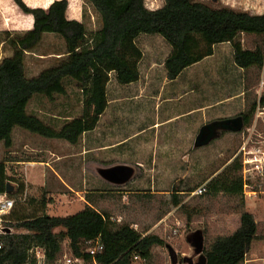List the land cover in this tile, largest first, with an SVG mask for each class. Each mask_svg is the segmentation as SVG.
<instances>
[{"label":"trees","instance_id":"1","mask_svg":"<svg viewBox=\"0 0 264 264\" xmlns=\"http://www.w3.org/2000/svg\"><path fill=\"white\" fill-rule=\"evenodd\" d=\"M13 1L24 14L33 17V25L28 29H5L1 39L11 54L0 60V142L7 152L0 160V195L16 202L9 213L1 216V229L11 230L0 229V264H39L36 248L44 250L46 264H57L66 239L74 254L87 262L93 255L87 251L86 241L95 239L103 244L95 255L99 264H134L135 256L151 259L154 247L165 244V240L156 233H143L130 222H119L109 209L99 207L102 200L122 196L124 185L100 181L99 188L86 192L84 208L66 216L48 212L52 198L47 199L46 192L42 197L28 193L22 199L27 189L25 181L8 172V163L18 160L9 151L13 129L20 126L44 137L73 143L95 130L109 106L112 75L121 84L137 82L141 77L144 52L138 38L143 33L159 34L172 46L164 63L170 79L214 54L218 44L231 43L236 63L245 70L246 90L250 89V70L264 69V13L214 7L201 0H164L156 9L149 8L146 0H87L101 22L99 28L91 30L84 21L70 16V0H53L48 7L32 6L26 0ZM48 34L63 37L64 45L43 51L41 54L53 56L50 64L29 76L27 53L36 51ZM244 35L252 37V46L244 44ZM67 77L82 90L83 109L79 116L55 127L28 112V104L37 93L50 100L67 94ZM260 97L238 114L243 115L246 127L253 123L258 106H264V93ZM8 182L14 190L6 194ZM219 192L235 201L240 209V224L232 233L218 235L208 242L201 254L206 264H244L259 225L254 213L245 208L239 157L211 178L202 194ZM181 194L173 193L174 206H184ZM133 196L138 201L152 198L141 191Z\"/></svg>","mask_w":264,"mask_h":264},{"label":"rangeland","instance_id":"2","mask_svg":"<svg viewBox=\"0 0 264 264\" xmlns=\"http://www.w3.org/2000/svg\"><path fill=\"white\" fill-rule=\"evenodd\" d=\"M26 1L32 6L48 7L53 0ZM70 1L71 17L77 15L91 30L99 28L100 16L89 1ZM201 1L214 7L231 6L255 14L264 13V0ZM146 4L149 8L156 9L164 4V0H146ZM32 25L33 17L24 14L13 0H0V60L11 54V50L5 49L1 42L3 30L28 29ZM138 39L141 48L147 52L142 64L144 76V70L147 71L146 60L152 56L163 59L168 52V46L171 49L172 46L159 34L143 33ZM243 42L247 46L253 45L252 37L248 35L243 36ZM62 45L64 40L60 35H46L36 51L27 53L28 75L33 76L50 64L53 56L41 54L43 51H52ZM218 45L222 47L221 51H226V44ZM215 59H219L218 56L210 61ZM161 63L162 60L154 68L157 75L155 82L142 76L135 84H121L112 75L108 85L109 106L97 128L84 133L77 142L65 141L56 145L58 152L65 153L62 160H57V156L47 153L49 163L56 168H62L71 187L57 182L58 179L52 171L47 173L46 185L43 187L41 174L35 171L34 181L39 184H28L27 189L31 196L42 197L46 192L47 199L52 198L48 206L50 214L71 215L84 208L83 199H86L88 190L99 188L101 182H108L100 176L99 167L130 164L136 172L133 179L122 186V196L102 200L99 207L109 209L119 222H130L143 233H156L165 240V244L154 247L151 259L140 257L135 259L134 264H202L203 247L216 236L232 233L238 228L240 209L224 192L211 195L194 194L193 191L223 172L238 157L237 153L244 137L252 133L254 140H264V108L262 105L260 110L257 108L253 123L248 127L244 124L242 131L224 133L222 130L209 144L196 147L195 138L204 124L201 114L182 115L170 123L161 121L169 104L166 101L167 89H161L162 75L156 72H165V66L163 68ZM250 73L252 80L250 89L246 91V106H250L257 97L259 100L264 93V69H253ZM184 76L185 74L179 80ZM257 80H260L258 84ZM65 84L68 93L57 96L55 100H50L40 93L35 94L30 101L28 112L39 114V117L55 127H61L66 121L79 116L83 109L82 90L70 77L65 79ZM201 85L190 86L189 83L181 82L174 99L180 106L191 103L192 100L201 101L206 93ZM241 102L242 99L236 97L228 103L229 116H236L246 108H240ZM223 105L226 108V102ZM214 110L219 111L217 108ZM214 110L207 111V118L213 116ZM219 116L215 118H221ZM154 123H158V126H151ZM195 126L199 128L194 129ZM13 131L16 144L13 150H9L12 155L18 158L27 156L26 158L39 159L43 152L35 144L34 136L40 134L20 126H15ZM26 138L34 147L24 153L18 148L21 140ZM6 153L4 143L0 142L1 160ZM23 167V164H9L8 172L25 180ZM174 188L183 190L176 191ZM248 189L251 193L244 192L245 208L254 213L259 231L244 264H264V178L254 180ZM137 191L149 193L152 198L135 200L133 193ZM174 192L182 193L184 206L172 204ZM80 196H83L82 199ZM3 214L6 213L0 212V221ZM68 244L69 239H66L63 247ZM171 249L176 252L177 263L173 262Z\"/></svg>","mask_w":264,"mask_h":264},{"label":"crops","instance_id":"3","mask_svg":"<svg viewBox=\"0 0 264 264\" xmlns=\"http://www.w3.org/2000/svg\"><path fill=\"white\" fill-rule=\"evenodd\" d=\"M147 5V4H146ZM73 18L79 19L77 15H73ZM221 44H226V51H221V46L217 45L216 50L214 54L205 57L199 62H196L192 64L191 66L187 67L180 76H178L176 79H170L167 76V71L164 68V63L166 57L169 55L171 48L168 46L165 57L161 59L162 57H156L152 56V58H148L146 60V67L147 71L144 70V76H143V60H145L147 52L142 48L144 52V57L140 65L141 69V77L138 81L141 80L142 76L144 78H150L152 79V82H155L156 76L155 75V66L158 65V63L162 60L161 65L164 68V73H160L159 71H156L157 74H161L163 80L160 82L161 89L166 90L167 89V97L166 101L169 103L166 110H165V116L161 120L163 123H170L174 120H176L178 117L182 115H189V114H201L202 119L204 121V124L218 120L223 119L226 117H231L228 103L236 97H240L243 102L239 103V106L244 108L245 102H246V78H245V70L241 68L235 61L234 58V50L229 42H224ZM218 46H220V51ZM218 48V49H217ZM219 59H215L213 61H210L211 58L217 57ZM253 70V69H252ZM185 74L184 78L179 80V78ZM158 75V76H159ZM181 82L189 83L190 86H198V84H202L201 88L203 90H206L205 95L203 96V99L201 101L195 102L194 100L191 101V103L187 102L184 103V105L180 106V103L176 101L174 98L176 96V93L180 87ZM135 84V82H133ZM131 83V84H133ZM223 91V92H221ZM204 100V101H203ZM31 101V100H30ZM163 101V100H162ZM226 102V108L223 105V103ZM30 104V102H29ZM28 104V109H29ZM228 107V110H227ZM219 109L218 112H216L214 109ZM209 109H213L214 112L212 113L213 116L211 118H207V111ZM224 109V110H223ZM226 110V111H225ZM199 111L200 113H196ZM220 112V113H219ZM219 113L218 115H216ZM39 115V114H38ZM223 115V116H219ZM40 116V115H39ZM221 117V118H215V117ZM195 120V119H194ZM193 120V122H194ZM195 123V122H194ZM197 123V122H196ZM162 124V123H160ZM203 124V125H204ZM151 126H158V123H154ZM202 127V125H201ZM200 127V128H201ZM199 126H195L194 129H198ZM200 131V129H199ZM223 132V131H222ZM199 133V132H198ZM34 136V135H32ZM12 138H13V145L10 149H14V145L16 144L15 140V133L12 132ZM34 139L36 140V143L38 147L41 148V151L43 152L41 154V157L39 159H33V158H26L27 156H24L22 158L16 157L18 160L9 162V164H23L25 168V183L26 186L29 189L28 184H39L34 181L35 178V171H39V174H41L42 184L41 186L46 185V179H47V173L49 171H52L53 174L56 175V178L58 179L57 182H62L63 184H67L71 187V184L69 182L68 176L63 173L61 170L62 168H56L53 165L49 163L47 160V153L49 152V155H55L57 156V160H62L65 156V153L58 152L56 150L55 146L61 144L62 142L68 141L66 139L62 138H53V137H44V136H34ZM70 142V141H68ZM73 143V142H70ZM20 147L18 150L24 152L28 150H32L34 147V144L31 143V141L26 139L21 140V143L19 145ZM11 152V151H10ZM46 152V153H45ZM25 153V152H24ZM12 154V153H11ZM1 160V159H0ZM11 174V173H9ZM45 180V181H44ZM13 184L17 185L16 182H13ZM27 189V191H28ZM0 197H3L0 195ZM81 199L83 196H80ZM86 199H83L84 204L87 203L85 201Z\"/></svg>","mask_w":264,"mask_h":264},{"label":"built area","instance_id":"4","mask_svg":"<svg viewBox=\"0 0 264 264\" xmlns=\"http://www.w3.org/2000/svg\"><path fill=\"white\" fill-rule=\"evenodd\" d=\"M260 105L258 106L260 110ZM264 108V106H263ZM237 156L241 162V175L244 182V192H248V187H250L254 180L259 178H264V140H254L252 138V133L248 137H244ZM206 188V184L198 187L194 190V194H201ZM255 190V189H254ZM28 191L24 192L22 199L27 197ZM128 201L127 198H125ZM15 199L10 197H0V212L8 213L15 205ZM87 251L93 255V259L90 261H85L81 257H77L70 245H65L63 248L62 257L59 259L57 264H99L95 258V255L103 249V244L99 239L86 241ZM35 253L39 264H46V256L44 250L41 248H36ZM140 258L135 256V259Z\"/></svg>","mask_w":264,"mask_h":264},{"label":"water","instance_id":"5","mask_svg":"<svg viewBox=\"0 0 264 264\" xmlns=\"http://www.w3.org/2000/svg\"><path fill=\"white\" fill-rule=\"evenodd\" d=\"M244 128V117L243 115H236L231 117H226L223 119L214 120L208 122L200 128L199 133L195 138V146L200 147L209 144L214 138L221 134L222 130L239 132ZM100 176L110 183L117 185H124L130 182L135 175V168L130 164H115L111 166H101L98 168ZM14 186L11 182L7 183L6 194L12 192ZM1 229V225H0ZM1 230L10 231L11 228L4 227ZM171 256L174 263H177V255L175 250L171 249ZM202 256V264H206V258Z\"/></svg>","mask_w":264,"mask_h":264},{"label":"bare ground","instance_id":"6","mask_svg":"<svg viewBox=\"0 0 264 264\" xmlns=\"http://www.w3.org/2000/svg\"><path fill=\"white\" fill-rule=\"evenodd\" d=\"M51 4V3H50ZM29 16H31V15H29ZM32 17V16H31Z\"/></svg>","mask_w":264,"mask_h":264}]
</instances>
